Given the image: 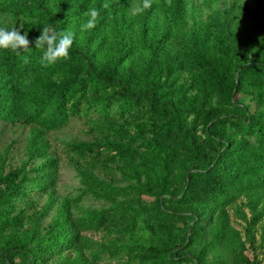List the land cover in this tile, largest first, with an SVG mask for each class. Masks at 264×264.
<instances>
[{
  "label": "trees",
  "instance_id": "obj_1",
  "mask_svg": "<svg viewBox=\"0 0 264 264\" xmlns=\"http://www.w3.org/2000/svg\"><path fill=\"white\" fill-rule=\"evenodd\" d=\"M134 1L0 0V27L23 23L33 42L27 64L0 49V134L7 125L31 126L23 160L0 169V264L122 255L130 260L119 264H261L246 255L258 212L244 239L229 208L264 191V0H252L253 8L204 0L213 11L194 24L188 0H153L132 16ZM90 7L100 17L81 32ZM236 19L256 27L254 39L235 30ZM44 26L75 32L69 59L41 64L34 40ZM246 87L254 88L249 102L240 98ZM90 115L106 139L70 141L67 151L86 159L104 146L127 184L83 173L86 188L57 204L61 160L49 135ZM90 197L107 206L81 205ZM91 231L115 239L106 246ZM218 251L226 255L210 261Z\"/></svg>",
  "mask_w": 264,
  "mask_h": 264
},
{
  "label": "rangeland",
  "instance_id": "obj_2",
  "mask_svg": "<svg viewBox=\"0 0 264 264\" xmlns=\"http://www.w3.org/2000/svg\"><path fill=\"white\" fill-rule=\"evenodd\" d=\"M137 2L134 1V5ZM191 9H189L190 23L194 24L199 20L206 19L213 11L212 8L205 5L204 0H188ZM236 3L242 6L254 7L252 0H222L224 7L234 6ZM205 9L207 11H205ZM235 30L241 35L251 37L254 39L256 27L250 26L248 23L241 22L236 19L233 24ZM182 81L186 80V72L182 73ZM254 92V88L246 87L244 92L240 94L242 101L249 102ZM257 108V106H255ZM257 109H261L258 106ZM99 122L96 116H82L76 117L69 125L57 130L49 135L53 144V149L57 151L60 156V177L55 192L57 204L66 198L74 197L80 188H86L83 180V173H93L98 178L111 182L115 185H126L127 183L121 180V172L117 167L120 163L114 161L111 156L112 151L107 150L104 146L97 147L96 150L90 153L88 158L81 159L74 153L68 152L66 144L70 141L80 140H100L103 141L107 137V132L97 128H92V125ZM105 124V123H104ZM31 126L26 124L7 125L6 129L0 134V169L6 168L7 170L18 165L24 158V148L30 133ZM143 200L149 201L151 198L143 196ZM48 194L39 195L38 202L40 206H44L47 202ZM74 202H71L73 204ZM56 204V205H57ZM56 205L50 210L48 215L44 216L41 220V228H44L53 218L56 212ZM81 205L87 208H101L107 206L94 199L93 197L85 198ZM258 212V215H254ZM230 222L239 230L244 239H247L249 232V224L253 222L254 216L256 222L251 229V235L254 242L251 244L247 241L246 255L250 259L256 256L264 264V191L258 190L256 192H249L243 194L235 200L229 208ZM261 215V217H259ZM34 224V219L29 220L25 228H31ZM88 236L93 241H100L106 246L112 245V240L115 237L108 235L105 231H91ZM122 241H127L125 238H120ZM252 241V240H251ZM91 250L85 251V255H90ZM223 251H218L209 257L210 261H214L218 257L225 256ZM130 260L129 255H122L110 261H102L94 264H119Z\"/></svg>",
  "mask_w": 264,
  "mask_h": 264
},
{
  "label": "clouds",
  "instance_id": "obj_3",
  "mask_svg": "<svg viewBox=\"0 0 264 264\" xmlns=\"http://www.w3.org/2000/svg\"><path fill=\"white\" fill-rule=\"evenodd\" d=\"M153 0H138V2L131 8L130 14L137 16L143 14L146 10L151 9ZM171 6V0H167ZM104 9L110 7L108 3L102 5ZM191 9V5H189ZM205 11H207L205 9ZM86 20L81 23L80 31L85 32L96 27L100 12L96 7H90L85 13ZM24 24L20 27L16 25L10 30L8 28L0 27V49L10 50L17 56L21 57L22 62L27 64L29 62L28 56L33 47L32 41L28 39V33L21 34ZM76 34L71 30L57 31L51 26H44L40 35L34 40V48L42 50L41 64L45 67L54 65L58 60L69 59L70 49L75 41Z\"/></svg>",
  "mask_w": 264,
  "mask_h": 264
}]
</instances>
